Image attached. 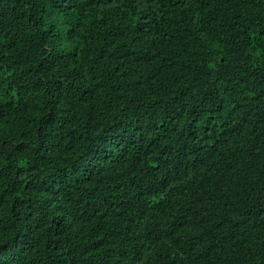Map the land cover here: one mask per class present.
<instances>
[{
  "label": "trees",
  "instance_id": "obj_1",
  "mask_svg": "<svg viewBox=\"0 0 264 264\" xmlns=\"http://www.w3.org/2000/svg\"><path fill=\"white\" fill-rule=\"evenodd\" d=\"M0 264H264V0H0Z\"/></svg>",
  "mask_w": 264,
  "mask_h": 264
}]
</instances>
